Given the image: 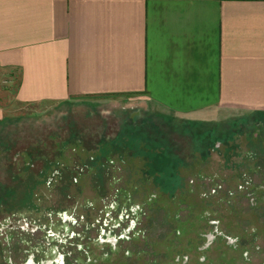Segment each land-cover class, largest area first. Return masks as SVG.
<instances>
[{
  "label": "rangeland",
  "instance_id": "obj_1",
  "mask_svg": "<svg viewBox=\"0 0 264 264\" xmlns=\"http://www.w3.org/2000/svg\"><path fill=\"white\" fill-rule=\"evenodd\" d=\"M7 116L0 264H264L263 118H173L133 97Z\"/></svg>",
  "mask_w": 264,
  "mask_h": 264
},
{
  "label": "crops",
  "instance_id": "obj_2",
  "mask_svg": "<svg viewBox=\"0 0 264 264\" xmlns=\"http://www.w3.org/2000/svg\"><path fill=\"white\" fill-rule=\"evenodd\" d=\"M7 107L140 98L201 122L264 119V0H0Z\"/></svg>",
  "mask_w": 264,
  "mask_h": 264
},
{
  "label": "trees",
  "instance_id": "obj_3",
  "mask_svg": "<svg viewBox=\"0 0 264 264\" xmlns=\"http://www.w3.org/2000/svg\"><path fill=\"white\" fill-rule=\"evenodd\" d=\"M156 161H157L158 163H160L161 165H162V163H163V161H162L160 158H158ZM155 163H156V162H154L153 165H151V166H154V167H155V168H154L155 171H159V170H161V169L163 168L162 166H159L160 169H156V167H158V166L155 165ZM163 164H164V163H163ZM161 167H162V168H161Z\"/></svg>",
  "mask_w": 264,
  "mask_h": 264
},
{
  "label": "built area",
  "instance_id": "obj_4",
  "mask_svg": "<svg viewBox=\"0 0 264 264\" xmlns=\"http://www.w3.org/2000/svg\"><path fill=\"white\" fill-rule=\"evenodd\" d=\"M9 85V81L6 79H0V87L1 86H8Z\"/></svg>",
  "mask_w": 264,
  "mask_h": 264
}]
</instances>
